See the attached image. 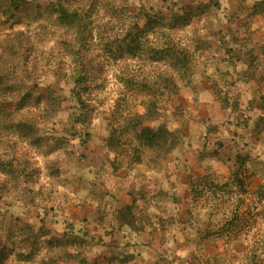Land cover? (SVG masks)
<instances>
[{
	"label": "rangeland",
	"instance_id": "obj_1",
	"mask_svg": "<svg viewBox=\"0 0 264 264\" xmlns=\"http://www.w3.org/2000/svg\"><path fill=\"white\" fill-rule=\"evenodd\" d=\"M12 1L0 0V264H119L127 235L147 247L139 264H264V6L75 0L79 31L57 23L55 0ZM151 6L185 24L144 29ZM166 42L176 67L152 52ZM209 90L217 100H201ZM146 127L175 142L146 147Z\"/></svg>",
	"mask_w": 264,
	"mask_h": 264
},
{
	"label": "trees",
	"instance_id": "obj_2",
	"mask_svg": "<svg viewBox=\"0 0 264 264\" xmlns=\"http://www.w3.org/2000/svg\"><path fill=\"white\" fill-rule=\"evenodd\" d=\"M21 1L22 2H26V0H13L11 2V5L13 6L14 9H18V7L21 5ZM74 1L75 0H55V1H51L49 2L51 9L57 14V23L59 25H61L63 28L65 29H73V30H79L80 31V27L83 24V18L81 17V13L79 12L78 8H76V6L74 5ZM264 6V2L263 0H255V4H253V10L251 11L254 15L260 14V12L258 11V9H261ZM152 9V14L149 13L144 16L146 18L145 24H144V29H155L154 32L160 33L161 31H163L164 29H174L176 27V25L178 24H185V20H182L183 17H177V18H169L167 20H164V16L161 12H158V14H156L155 11L156 9L151 6ZM178 22V23H177ZM138 44L137 40H133L131 39V43L129 44V50L133 49L134 47H136ZM154 51H152L153 53L155 52L156 56H157V61H165L167 59L169 60V65L176 67V65H178L180 62H182V56L180 54H178V51L175 50L173 48V46H170L168 44V42L165 43V45L159 46L158 48H153ZM264 54V50L262 52ZM69 56H71L72 54H68ZM252 55H250V59H249V67L252 68H256L255 63L252 62L251 59ZM184 59V56H183ZM225 67L228 68V71H231V68L235 65L234 64H225ZM232 76L234 77V79L236 80H240L241 78L244 77V74L241 75H236L231 71ZM77 81V82H76ZM74 88L76 89V86H80V83L78 82V80H74ZM73 88V89H74ZM78 93V92H77ZM238 96L239 94L236 93L235 94V99L238 100ZM229 96H223L220 98V101H224V100H230V98H228ZM260 99L264 100V95H260ZM79 98H76V101H78ZM225 107H228L230 109V107L228 105H225ZM264 115V113H263ZM264 119V116H261V119ZM140 139L142 140V143H144V145L148 148H159L161 145H165L169 142H171V145L175 142L174 138H172L173 133L167 131L166 129L162 128V127H158L157 129L153 130L150 128H143L142 132H141ZM236 136V135H234ZM240 136V133L237 134V137ZM170 139V141H169ZM137 164V162L133 163ZM94 173V172H93ZM149 176L148 177H152L155 179L156 178V184H158V187H162V192H165V189H168L167 181L166 179H162L158 174H151L148 173ZM110 178V177H109ZM111 179V178H110ZM121 179V178H120ZM116 178H112V180H120ZM153 179V180H154ZM122 181V180H121ZM236 181L238 182L239 180L236 177ZM240 182V181H239ZM121 184V183H120ZM163 184H165L167 186V188L163 187ZM156 186V187H157ZM155 187V185H154ZM161 189V188H159ZM132 205V204H130ZM120 225L121 228L124 226H131V223L126 221V217H123L120 221ZM123 229V228H122ZM117 232H121L123 233V230L118 231L117 229L115 230ZM160 257H158L157 259H159ZM82 259V258H81ZM80 259V260H81ZM87 259V258H86ZM133 259V254H122L121 257H119V255H112V257L109 258V260H114L116 262H118L119 264H125L128 261ZM85 261V260H82ZM87 261V260H86ZM154 261H158V260H154ZM95 262V260H94Z\"/></svg>",
	"mask_w": 264,
	"mask_h": 264
},
{
	"label": "crops",
	"instance_id": "obj_3",
	"mask_svg": "<svg viewBox=\"0 0 264 264\" xmlns=\"http://www.w3.org/2000/svg\"><path fill=\"white\" fill-rule=\"evenodd\" d=\"M214 96L215 95L213 94V91H211V90H209L208 92H201V100H206L205 98H208V97H211L214 100V99H216ZM134 236L137 237L136 235H134ZM132 238L133 237L128 238V235L126 237L120 236V237L117 238V242H118L117 245L120 247L119 249H121V247L123 246V243L127 241L126 243H127L128 247L127 248H122V253L123 254L124 253L125 254H133V259L128 261L125 264H139V263H141V261H143L147 257L143 253L144 250H147V249H144V248H147V247L144 246L143 249L136 251V249H139L140 247H139V245H136L138 241L137 240L134 241ZM149 241H150V239H149ZM118 255H119V257L122 256V254H118Z\"/></svg>",
	"mask_w": 264,
	"mask_h": 264
}]
</instances>
